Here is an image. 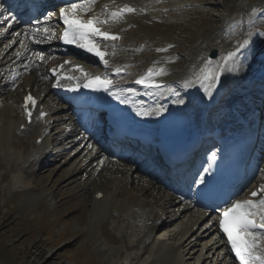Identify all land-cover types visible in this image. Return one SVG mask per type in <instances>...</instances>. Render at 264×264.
<instances>
[{"label": "rangeland", "instance_id": "374dc122", "mask_svg": "<svg viewBox=\"0 0 264 264\" xmlns=\"http://www.w3.org/2000/svg\"><path fill=\"white\" fill-rule=\"evenodd\" d=\"M187 1L188 4L192 3V7H182L181 13L168 17L167 22L152 19L147 23L151 31L150 36L155 42L172 45L170 49L172 48V53L178 59V62L171 63L172 67L178 68L192 63L194 47L191 36L205 33L207 35L209 25L214 23L224 24L222 34L215 33L214 38L219 44L229 43L227 52L244 39H249L248 33H252L250 39L254 43L251 49L255 53V59L249 58L245 61V64L250 66L244 67L242 72L252 68V61L257 64L254 68L264 65V36L259 35L264 32V0L230 2V11L227 13L229 18L225 21L220 19L225 12L224 7L211 6L213 3L210 2L214 0ZM157 2L158 0L155 1L156 4ZM236 22H239L238 26H234ZM230 29L232 32L228 31ZM11 33L12 31L9 35ZM3 47L2 44L0 53ZM42 72L37 70L36 75L39 78L35 81L24 78L14 82V74L0 80V86L3 85L0 87V117L4 119L10 116L15 121L13 113V116L6 113L19 101L22 87L35 83V88L31 89L39 93L36 90L44 80ZM41 94L39 93V96ZM14 139L20 147L28 148L34 145V136L30 133L17 132ZM62 145L65 144L60 146ZM75 147L78 146L71 145V148L63 151V154L45 169H36L35 173L32 172L33 167L28 165L29 162L23 166L17 164L15 157L0 156V169L23 170L31 179V186L20 190L4 188L3 180H0V264H111L119 260L120 253L121 258L131 253V250H126L125 247L128 244L127 235L131 234V228L127 226L128 219L122 220L119 217V222L116 221V216L113 215H116L117 211L113 209L112 204H109L103 217L95 216L92 206L94 192L101 190L106 195L110 194L112 181L114 182L113 179L119 177L120 173L111 172L108 163L104 166L109 173L106 169L102 170V166V171L98 174L90 167L94 160H90V164L87 162L91 154L83 153L84 147L75 153ZM82 165L84 167L80 170ZM6 178L5 174L4 179ZM153 189H150L149 193H154ZM124 196L125 194L122 195ZM122 197L117 196V199ZM160 203L162 204V201ZM105 206L97 209H104ZM175 206H172L174 210ZM193 247L189 250H194L193 255L196 256L200 253L202 241L200 245ZM202 261L198 264L209 262Z\"/></svg>", "mask_w": 264, "mask_h": 264}, {"label": "bare ground", "instance_id": "6f19581e", "mask_svg": "<svg viewBox=\"0 0 264 264\" xmlns=\"http://www.w3.org/2000/svg\"><path fill=\"white\" fill-rule=\"evenodd\" d=\"M118 1H119L118 3L127 2L129 6H133L138 9V11L135 14L127 15L125 18V22H122L114 26L123 33V38L121 40V43H117L118 47L116 48V54L111 58V62H113L115 66L124 67L126 69L127 74L140 71L144 69L146 66L154 65L153 63L154 61H160V64L155 66H160L167 70L168 74L165 75L164 77V79L167 81L166 86H170L172 88L174 87L183 88L182 83L184 82V80L192 78L193 73L198 74L201 71V69L205 67L208 60L219 59L221 55L226 54L227 52L229 43L221 42L219 44V42L217 43V41L214 38L215 33L222 34V27L224 24L222 25V24L214 23L213 25H209L210 28L208 29L210 30H208L209 32L207 33V35L205 33V35L199 34L196 36L193 35L191 36V39L193 41L192 45L194 47V48L192 47L193 48L192 53H194V59L192 63L187 65H181L178 68L168 66L165 62H167L168 59H172L173 57L172 50L168 49L167 44L161 43L159 40L158 41L160 43H157L151 38L150 36L151 31L149 30L147 23L150 20V18H153L154 16L158 19H161L162 21L167 22L168 17H175L176 14L181 13L180 7H184L185 5H187L188 1L163 0L164 2L159 5L155 3L156 0H118ZM168 1H170L171 3ZM233 1L234 0H214L213 2L210 3L211 4L213 3L211 6L224 7L225 12L222 13L220 19L225 20L227 17V13L230 11L229 4L230 2ZM104 3H106V1ZM141 9L143 11H139ZM239 22L234 23L235 24L234 26H238ZM15 24L16 23H14V25ZM21 33L22 35L20 37L15 38L17 42L11 45V47L12 46L14 47L18 43L15 46V48H13V51L16 50L17 48L23 50L19 43L20 39H23L25 43H29V45H27L29 52H33L36 50L42 52L46 51L45 47H43L44 45H46L45 42H42L39 47H34L31 40H29L28 37L25 38L23 36L22 31ZM0 39H1L0 40L1 43L5 38L0 37ZM142 42H143V46H141ZM6 43L9 44L10 42L9 43L6 42ZM141 48L142 51H139V49ZM157 48H167L168 50L167 52H157L156 51ZM213 48H216L218 51L217 57L214 59H210L208 57V53L209 50ZM7 49L11 50L9 49V47ZM51 58H53V56H51ZM37 62L38 61H36V65ZM36 65H33L32 67L35 68ZM30 73H31L30 76L27 77L28 80L30 78L31 80L35 81L37 80V78H39L37 77L38 75H36L38 74L37 71L36 73L35 72H30ZM238 75L239 74H236L235 76H230L228 79L223 80V85L227 86L225 88V92L228 93L232 89L234 90L233 86L236 83V79ZM42 82L40 84V88H37V90L39 91V93H42L40 97L43 96V100L48 103L51 100H54L55 98L50 94L49 83L45 79ZM34 85L32 83L28 86L22 87L21 99L23 93L27 91H31V88H35ZM190 90H194V89L191 88L185 90L186 97L187 94L192 96ZM196 90H199V84L194 91ZM201 94L202 92L200 91V94L198 95V99L196 102L199 101ZM164 95L169 96V94H167L166 92ZM161 97L162 95H160V98ZM173 100L174 99L170 100L168 103H166L165 101L164 102L167 106ZM186 100L189 101V98L187 97ZM164 102L159 101V103L156 106L163 104ZM196 102L194 101V103ZM58 107L63 108V105H59ZM17 108H18V112H17ZM12 113L14 114L15 121L18 122L17 123L18 132H26L33 135L34 136L33 144L38 145L40 147V152H43L45 156L46 154L47 155L50 154L49 156H47L48 157L47 160L49 161H52L63 154V150L66 147L60 145L63 144L64 141H66V143H64L65 146L67 144H71L72 146L75 145L79 146L82 142L84 143L90 139L89 134H83L82 136H78L79 132H77V130L79 128L72 127L70 129L72 125L69 126V123L67 122V119L69 118H66L68 112L55 113V114L50 113L46 117L47 122H44V124H41L40 122L41 120L37 118L38 120L35 125L33 124L34 122H32L29 125L25 124L24 115L22 113V108L20 104H17L16 106L14 105L11 106L9 109V113L6 114L13 116ZM7 118H4V120H12L10 116ZM53 122H54L53 124L54 128L52 126ZM22 123L25 124L24 129H20V124ZM47 128L50 129V131L55 132V138L51 140L50 147H49V142L46 140L41 142L40 145L37 144V142L35 141L37 137L42 136V134L43 136L45 135V132H47ZM56 146H58V148L60 147L61 150L60 149L56 150L57 154L53 155L52 149L57 148ZM98 150H100L99 147L97 150H95V153H99ZM44 155L42 156L40 155L38 161L29 162L30 164L27 162L28 165L33 167L35 165L37 166L38 164L45 163ZM50 157H52V159ZM95 157L96 154L90 155L87 161L89 162L90 160H94ZM17 164L19 165L23 164L24 166L26 165V162L17 159ZM46 166L48 165H44V166L41 165L42 167L41 170L45 169ZM102 166L104 165L102 164L101 167ZM83 167L84 166L82 165L80 170L83 169ZM129 169H130L129 167L127 168L123 164L111 165L110 166L111 172L116 171V173L117 172L120 173V176L115 177L113 179L114 182L112 181L113 183L112 185L114 186L111 187L110 189L112 190L111 194H109L108 196L104 194L101 198H97L95 196L92 197V206L94 207L95 216L103 217L109 204H112L113 209L118 212V219L119 217L122 220L123 217L129 219L127 226L131 228V234L128 239V244L125 247L127 250H133V252L129 253L124 258H121L122 254L120 253L119 260L113 261L111 264H198L202 260L204 262H207V260H209L208 264H232L230 263V259L228 260V258L226 257L224 249L223 247L220 246L218 240L213 238V236L214 237L216 236L214 234L215 227L209 228L208 226H206V224L203 225L204 222H202L201 226H198L196 229H194L193 227L196 224H198V218H193L195 217V213H197V211L195 210L190 211L189 208H181V209L178 208L176 213L174 212L175 216L173 218H170L169 214L172 212V210H174L172 206L175 205L177 206V204H174L176 201L174 197H172L171 195L168 196L166 194L163 199L166 203V207L162 209V212L164 214L157 212L154 209L155 206L153 204L157 202L156 198H159L158 195L161 194L158 193L157 196L154 195L152 196V199H149L148 196H150L149 190L151 187L142 184L144 180L141 177L134 176L133 174L129 176L127 173ZM34 171H36V168L32 169V172ZM77 172H75V174ZM132 185H134L135 187L134 186L132 187ZM124 194L125 196L122 197V195ZM117 196H121L122 198L118 200ZM101 206H105L104 209L103 208L97 209V207H101ZM176 208L177 207H175V209ZM163 217L166 219L164 224L165 225L167 224L169 228L168 229L165 228L163 231H160V233H158L159 234L158 237L154 241H152L154 246L149 248L148 244L151 242V241L149 242V239L151 238V232H153L156 229L155 223L160 218ZM199 227L200 228L205 227V230H203L200 233H197V230L200 229ZM151 240H153V238ZM201 241H202V247L200 253L194 256L193 255L194 250L190 251L189 248L200 245Z\"/></svg>", "mask_w": 264, "mask_h": 264}, {"label": "snow or ice", "instance_id": "6c2138e0", "mask_svg": "<svg viewBox=\"0 0 264 264\" xmlns=\"http://www.w3.org/2000/svg\"><path fill=\"white\" fill-rule=\"evenodd\" d=\"M98 0H67L63 6L59 7V19L63 22V31L59 34L54 30L45 27H33L24 29L23 36L27 38L30 34L35 39V43L39 44L44 40L51 41L59 39L63 44L72 46L82 50L84 53L91 55L97 59V62L108 69L110 66L109 57L115 56L117 41L121 40V35L112 31V28L122 22L128 14H135L138 9L129 6H117L115 0H110L97 10ZM139 11H143L142 9ZM52 13H49L51 16ZM16 17L10 14V10L0 3V37H6V34L13 28ZM13 37H20L21 32L12 33ZM264 36V32L259 33ZM249 39L239 42L233 50L223 54L219 59L208 60L205 67L197 73H193V77L184 80L182 87L191 89L199 84V90L204 97L214 98L220 88L223 87V80L230 76L241 73L246 65L245 61L249 58L255 59V53L251 49L254 43L250 39L252 33H248ZM17 41L13 39L5 48L11 47ZM21 48L28 51V46L23 39L19 41ZM169 48L172 45L168 46ZM111 49V51H109ZM167 48H157V52H167ZM142 51V48L139 49ZM22 53L17 52L19 58ZM244 57V60H241ZM45 53L42 51H33L28 57L27 67L30 69L36 65V61H44ZM171 62V59H169ZM154 65L160 64V61H154ZM38 67V65H36ZM55 82L52 84L54 88H65L71 92H79L82 88L93 92H104L121 104L132 103L131 97L135 94V90L116 89L115 82L110 78L108 72L93 73L86 70L82 64H78L72 60H65L62 64L50 69ZM114 74L120 76L122 67L117 66ZM167 70L163 67H149L147 71L138 78L135 83L141 85L145 89L154 90L156 95L167 94L178 96L170 86L162 85L158 82V78L167 75ZM49 77L44 76L42 79L47 80ZM15 79V77H13ZM163 89V91H162ZM127 93V95L125 94ZM175 104H184L182 98L172 101ZM37 100L29 93L24 97L23 109L29 123L32 121L33 109L37 107ZM31 105V107H29ZM135 114L140 117L160 116L167 111L164 105L155 107L144 106L143 101L139 106L133 105ZM47 116L44 111H39V119ZM23 127V126H22ZM47 134V132H45ZM91 148V145H88ZM210 161H216L217 153L212 152L208 157ZM211 164L203 169V173L211 171ZM194 184L204 185L206 183L204 175H198L193 181ZM249 199H235L224 202L222 210L218 212V228L224 237H226V245L230 246L229 254L234 253V260L238 264H264V186L257 191L251 192Z\"/></svg>", "mask_w": 264, "mask_h": 264}, {"label": "clouds", "instance_id": "9594fccd", "mask_svg": "<svg viewBox=\"0 0 264 264\" xmlns=\"http://www.w3.org/2000/svg\"><path fill=\"white\" fill-rule=\"evenodd\" d=\"M16 121L4 120L0 117V156H11L23 162L38 161L40 158V147L30 145L28 148L17 145L14 137L18 132ZM6 174V179H4ZM0 180H3L2 187L20 190L31 186V179L23 170L8 171L0 169Z\"/></svg>", "mask_w": 264, "mask_h": 264}, {"label": "water", "instance_id": "95a60500", "mask_svg": "<svg viewBox=\"0 0 264 264\" xmlns=\"http://www.w3.org/2000/svg\"><path fill=\"white\" fill-rule=\"evenodd\" d=\"M216 53H217V51H216L215 49H214V50H211V52H210V56L213 57V56L216 55Z\"/></svg>", "mask_w": 264, "mask_h": 264}]
</instances>
